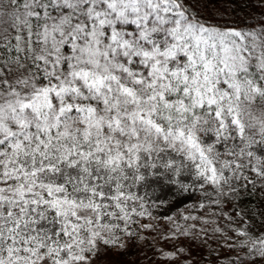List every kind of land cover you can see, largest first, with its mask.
I'll use <instances>...</instances> for the list:
<instances>
[{
	"label": "snow or ice",
	"instance_id": "6c2138e0",
	"mask_svg": "<svg viewBox=\"0 0 264 264\" xmlns=\"http://www.w3.org/2000/svg\"><path fill=\"white\" fill-rule=\"evenodd\" d=\"M0 264H264V0H0Z\"/></svg>",
	"mask_w": 264,
	"mask_h": 264
}]
</instances>
